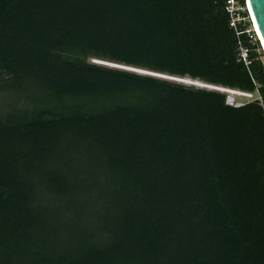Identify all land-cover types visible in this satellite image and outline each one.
I'll return each instance as SVG.
<instances>
[{
	"label": "trees",
	"instance_id": "trees-1",
	"mask_svg": "<svg viewBox=\"0 0 264 264\" xmlns=\"http://www.w3.org/2000/svg\"><path fill=\"white\" fill-rule=\"evenodd\" d=\"M224 4L0 0V264H264V56Z\"/></svg>",
	"mask_w": 264,
	"mask_h": 264
},
{
	"label": "built area",
	"instance_id": "built-area-1",
	"mask_svg": "<svg viewBox=\"0 0 264 264\" xmlns=\"http://www.w3.org/2000/svg\"><path fill=\"white\" fill-rule=\"evenodd\" d=\"M224 11L228 16L229 27L234 32L237 39L239 56L245 65H249L248 49L243 45L242 38L245 37L251 43H257L258 38L252 23L246 3L241 0H225ZM261 51V48L259 49ZM262 52V51H261ZM94 64L100 65L101 61L91 60ZM203 83V82H202ZM201 83V84H202ZM206 87L200 88L209 91L219 92L225 95V103L228 106L239 108L253 101H261L257 92H247L238 89H231L221 85L204 83ZM195 87V86H194Z\"/></svg>",
	"mask_w": 264,
	"mask_h": 264
},
{
	"label": "water",
	"instance_id": "water-1",
	"mask_svg": "<svg viewBox=\"0 0 264 264\" xmlns=\"http://www.w3.org/2000/svg\"><path fill=\"white\" fill-rule=\"evenodd\" d=\"M245 3H246V6L248 8L249 14L251 16L252 23H253V26H254L258 41H259V45H260L261 51H262L263 56H264V0H245ZM101 62H103L102 63L103 65H106V66H109L112 68H121V67H117V66H119L118 64L108 63V62H104V61H101ZM123 70L135 72L137 74L161 78L164 80L174 79L172 81L183 80V81H192V82H196L199 84L202 83L200 81L191 80L189 78H175V77H170V76H166V75H161V74H157V73H153V72H149V71H145V70L129 68V67H124ZM137 70L139 71V73L136 72ZM202 84H204V83H202Z\"/></svg>",
	"mask_w": 264,
	"mask_h": 264
},
{
	"label": "rangeland",
	"instance_id": "rangeland-1",
	"mask_svg": "<svg viewBox=\"0 0 264 264\" xmlns=\"http://www.w3.org/2000/svg\"><path fill=\"white\" fill-rule=\"evenodd\" d=\"M261 60H262V62H263V64H264V58H262L261 57ZM89 62L90 63H93L92 61H91V59L89 60ZM100 65H102V66H106V65H103V64H100ZM123 65H119V66H117V67H121V68H116V69H122L123 70V68L124 67H126V66H123ZM106 67H109V66H106ZM110 68H112V67H110ZM129 68H132V67H129ZM128 69V68H127ZM134 69H137V68H134ZM139 70H141V69H139ZM135 71V70H134ZM131 72V71H130ZM136 72H138L139 73V71L137 70ZM133 73H135V72H133ZM137 74V73H136ZM140 75H142V74H140ZM147 76V75H146ZM161 79V78H160ZM168 81H171V82H175V83H179V84H182V83H180V82H178V81H172V80H168ZM198 81V80H197ZM182 85H184V84H182ZM184 86H188V85H184ZM191 87V86H190ZM193 87V86H192ZM194 88H197V89H200L199 87H194ZM2 99H4V97H2L1 95H0V105L2 106L3 105V102H2Z\"/></svg>",
	"mask_w": 264,
	"mask_h": 264
},
{
	"label": "bare ground",
	"instance_id": "bare-ground-1",
	"mask_svg": "<svg viewBox=\"0 0 264 264\" xmlns=\"http://www.w3.org/2000/svg\"><path fill=\"white\" fill-rule=\"evenodd\" d=\"M102 64V63H101ZM111 65V64H110ZM116 67V66H115ZM172 80H174V79H172ZM178 82H181V83H183V84H185V85H188V86H195V87H199V88H203V87H206L205 85H203V84H199V83H196V82H192V81H183V80H177Z\"/></svg>",
	"mask_w": 264,
	"mask_h": 264
}]
</instances>
